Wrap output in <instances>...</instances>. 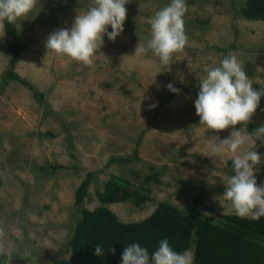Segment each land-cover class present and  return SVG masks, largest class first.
Returning <instances> with one entry per match:
<instances>
[{
    "label": "rangeland",
    "instance_id": "obj_1",
    "mask_svg": "<svg viewBox=\"0 0 264 264\" xmlns=\"http://www.w3.org/2000/svg\"><path fill=\"white\" fill-rule=\"evenodd\" d=\"M169 3L129 0L123 32L114 41L103 37L91 66L53 53L46 41L53 31L70 29L93 0H37L15 23L20 54L14 71L42 93L51 113L17 81L0 92V264H52L68 257L66 242L79 218L73 192L88 171L95 173L82 207L104 206L119 221H138L159 201L213 220L235 214L220 198L231 156L214 154L207 142L227 138L233 128L208 131L194 103L207 70L229 54L244 65L253 89L264 91V18L242 17L244 0H186L188 43L171 64L162 66L151 51L131 57L151 37L147 20ZM9 40L6 33L0 37V75L12 54ZM169 84L179 91L159 107ZM261 125L264 95L247 131ZM255 150L264 157V139ZM123 156L130 159L117 160ZM151 173L155 179L144 182ZM111 175L125 180L128 190L143 187L150 199L140 205L122 199L101 203L96 191ZM187 250L193 252V245Z\"/></svg>",
    "mask_w": 264,
    "mask_h": 264
},
{
    "label": "clouds",
    "instance_id": "obj_2",
    "mask_svg": "<svg viewBox=\"0 0 264 264\" xmlns=\"http://www.w3.org/2000/svg\"><path fill=\"white\" fill-rule=\"evenodd\" d=\"M129 0H93V6L78 14L70 29H57L49 34L46 48L71 61L91 66L103 46V37L114 41L123 32ZM37 0H0V37L5 35V22L14 24L26 17ZM186 0H170V3L147 20L151 37L146 45L138 44L137 57L151 51L162 66L171 64L173 55L182 52L188 43L185 31ZM111 32H108V27ZM102 55V54H100ZM103 56V55H102ZM253 81L244 71V65L236 54L225 56L219 66L209 68L199 82V93L194 107L208 131L221 132L233 128L225 139L213 137L207 140L216 155L231 156L232 175L227 177L222 199L230 202L231 209L240 218L253 221L264 217V185H257L256 168L264 157L257 153L256 141L264 139V125L247 131V125L255 113L264 91H256ZM168 90L177 93L172 84ZM151 105L150 108H154ZM241 125L239 130L236 125ZM227 162L225 161V164ZM205 215H208L205 213ZM114 252V249L111 248ZM95 254L101 256L103 248L97 244ZM122 264H194L191 250L177 252L167 239L159 243L158 250L149 255L148 249L133 243L124 248Z\"/></svg>",
    "mask_w": 264,
    "mask_h": 264
},
{
    "label": "trees",
    "instance_id": "obj_3",
    "mask_svg": "<svg viewBox=\"0 0 264 264\" xmlns=\"http://www.w3.org/2000/svg\"><path fill=\"white\" fill-rule=\"evenodd\" d=\"M240 15L246 19H263L264 0H244ZM5 32L10 37L8 49L12 54L0 75V92L9 81H17L31 91L32 97L45 113H51L42 93L14 71L20 54L15 23L5 22ZM171 95L172 91L169 90L167 96L159 101V107L170 100ZM136 145L137 141L131 152L135 158ZM129 159L130 156H123L117 160L126 162ZM226 162L223 169L232 175L231 160ZM94 173L86 172L73 192V204L79 207V218L66 242L68 257L54 258L52 264H122L125 247L138 243L148 249L151 257L163 239H167L177 252L187 250L192 244L194 264H264V217L253 221L231 213L222 214L219 219L213 220L197 211H181L169 202L159 201L144 218L138 221H119L104 206H96L91 210L82 207V200ZM151 178L155 179L154 173L146 176L143 181ZM256 180L258 185V178ZM126 184L121 177L111 175L104 182L102 190L96 191V197L101 203L122 199L134 205L150 199L143 187L128 190ZM97 244L103 248L101 256L95 254Z\"/></svg>",
    "mask_w": 264,
    "mask_h": 264
},
{
    "label": "water",
    "instance_id": "obj_4",
    "mask_svg": "<svg viewBox=\"0 0 264 264\" xmlns=\"http://www.w3.org/2000/svg\"><path fill=\"white\" fill-rule=\"evenodd\" d=\"M258 185H264V173L259 176Z\"/></svg>",
    "mask_w": 264,
    "mask_h": 264
}]
</instances>
